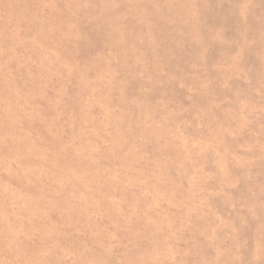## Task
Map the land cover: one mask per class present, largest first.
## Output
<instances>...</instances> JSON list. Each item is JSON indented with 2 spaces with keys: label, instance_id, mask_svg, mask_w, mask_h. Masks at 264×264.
I'll use <instances>...</instances> for the list:
<instances>
[{
  "label": "rangeland",
  "instance_id": "1",
  "mask_svg": "<svg viewBox=\"0 0 264 264\" xmlns=\"http://www.w3.org/2000/svg\"><path fill=\"white\" fill-rule=\"evenodd\" d=\"M0 264H264V0H0Z\"/></svg>",
  "mask_w": 264,
  "mask_h": 264
}]
</instances>
